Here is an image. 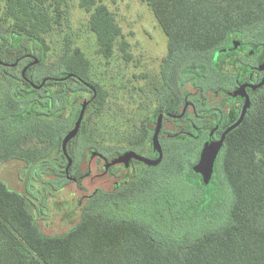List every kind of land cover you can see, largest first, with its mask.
<instances>
[{
    "label": "trees",
    "instance_id": "16d2710c",
    "mask_svg": "<svg viewBox=\"0 0 264 264\" xmlns=\"http://www.w3.org/2000/svg\"><path fill=\"white\" fill-rule=\"evenodd\" d=\"M78 1L89 12V27L97 37L99 51L110 57L122 34L114 13L102 0ZM63 3L64 0H8L7 17L0 16L4 17L0 26H5L0 31L6 35L0 40V60L19 64L33 43L38 48L37 67L41 68L51 49L44 34L55 24L63 23ZM147 3L167 36V53L161 64L165 79L190 57L220 50L250 31L264 33V0H147ZM6 18L11 20L7 22ZM64 39L67 50L74 47L70 36ZM120 49L129 59L126 41L121 42ZM72 58L85 68L90 62L77 47ZM193 68L186 66V74ZM11 95L21 101L30 93L12 84ZM179 98L175 93L176 104ZM28 111L37 113L34 105ZM37 136L42 145L0 149V164L19 160L25 162L28 172L40 168V178L36 179L39 184L33 183L32 188L23 192L10 188L0 178V264H264V94L253 97L244 119L226 134L217 157L214 179L218 187L224 184L227 194L221 196L219 187L218 197L205 204L215 210V222L204 228L197 217L188 223L171 222L177 231L170 237L149 233L139 221L119 218L130 214L152 220L161 212L166 219L167 208L161 200L153 208L142 207L127 213L114 211L110 203V211L95 209L108 216L89 212L84 204L80 219L75 222L74 212L67 209L75 200L65 197L52 201L59 206V219L63 218L64 223L69 219L70 227L47 234L45 229L64 228L63 222L53 224V214L45 202L47 195L57 194L75 181L67 179L62 162L56 166L49 162L60 140L47 150L43 143L49 138L48 131L40 129ZM95 139V143H100ZM69 175L80 181L81 168L73 166ZM192 181L201 184L196 177ZM78 188L70 193L84 195L81 182ZM30 192L41 196L38 199L47 206L46 214L40 206L31 208ZM140 205L148 204L142 201ZM155 219L156 228L163 229L161 221Z\"/></svg>",
    "mask_w": 264,
    "mask_h": 264
},
{
    "label": "rangeland",
    "instance_id": "374dc122",
    "mask_svg": "<svg viewBox=\"0 0 264 264\" xmlns=\"http://www.w3.org/2000/svg\"><path fill=\"white\" fill-rule=\"evenodd\" d=\"M102 2L114 13L116 21L122 29V34L116 41L113 54L107 58L99 51L97 37L89 27V12L79 5L78 0H64L65 18L63 23L61 25L55 24L49 33L44 34L51 49L45 63L38 69L40 72L36 74V77L39 79L41 75L55 71L57 54L64 46L65 36H70L73 46L80 48L91 61L93 65L92 76L96 81L112 88L116 93H118L119 88L123 87V94L120 96L119 93L117 96L115 111L102 114L94 123L96 129L94 137L101 144L108 142L117 144L118 147V144L121 143L120 139L124 136L126 139H132L136 136L137 131L135 129L139 128L143 119L138 111L140 104L146 97L145 95L142 97V93L147 90L151 80L161 79L160 66L163 57L167 53V36L159 25L147 0H102ZM7 3L8 0H0V16L5 15L7 17ZM10 20L11 18H6L7 22ZM240 39L243 43H264V33L250 31L241 35ZM122 41L128 43L129 59L123 56L120 49ZM208 58L207 54L190 57L184 66L175 72V88L180 82L187 79L186 66H205L208 63ZM19 74V68L5 69L0 66V149L42 145L37 133L40 129H46L49 138L46 144L43 143V145L45 149L50 150L56 143L58 144L60 139L57 133V122H47L36 116H26L30 108L29 102L27 100L18 101L12 98L11 95L12 84ZM198 83L205 85L207 81ZM119 103H121V106L118 105ZM119 107L122 110L119 111ZM24 117L29 118L23 120ZM121 133L124 134L119 136L118 134ZM202 141L203 138L190 139L183 143L176 140L171 145L174 149L168 151L169 156L164 167L154 172L143 171L137 180L131 182L120 193H101L88 199L86 195L70 193V191L79 189L72 185H66L57 194L52 195L49 193L45 202L48 211L53 214V224L59 225L64 221L63 218L59 219L61 214L58 211L59 206L52 201L53 199L61 200L63 197L69 201L71 199L75 200L74 205H68L67 209L69 211L77 214L79 209L82 211L85 204L89 212H94L98 216H108L102 211L95 212V209L110 211L109 203L114 211L127 213V211L142 207L153 208L161 200L166 205V219L168 221L161 212L154 215L152 220H143L141 217L130 214L119 218L139 221L149 233L165 235L166 237L176 233L175 222L182 224L183 221H186L188 223L191 218L197 217V219H201L203 228L212 222L214 223L215 210L211 206L206 207L205 204L214 201L218 197V194H220L219 187L222 190L221 196L222 194L225 196L227 191L224 190L225 186L222 183L218 187L215 179H213L210 186L192 181L191 164L198 159L199 145ZM189 161L188 173L186 176H182ZM28 170L30 172V169ZM38 171H40V168L37 167L29 173L25 167V162L19 160L0 164V178L10 188L21 192L26 188H32L31 184L33 183L39 184V181L36 180L40 178ZM82 185L85 187L84 190H81L82 194L93 189L89 179H85ZM155 194L158 195L157 198L154 197ZM32 195L34 194L32 193ZM142 201L148 205H140ZM155 217L164 225L163 229L156 228L155 223H157V220ZM171 222L174 223L171 225ZM70 224L71 221L66 219L64 228H58L57 231L45 229V232L47 234L63 232L66 230V226L70 227Z\"/></svg>",
    "mask_w": 264,
    "mask_h": 264
},
{
    "label": "flooded vegetation",
    "instance_id": "af4514ba",
    "mask_svg": "<svg viewBox=\"0 0 264 264\" xmlns=\"http://www.w3.org/2000/svg\"><path fill=\"white\" fill-rule=\"evenodd\" d=\"M0 20L3 21L4 17ZM3 36L0 31V40H4L6 35ZM234 40L240 42V47L234 46ZM31 48L19 64L1 60L0 66L5 69L19 68L20 74L13 84H17L20 91L30 93L25 99L30 108L34 105L37 112L27 111L26 116L57 122L60 145L57 152L50 155L49 162L55 166L59 161L63 163L67 179L75 181L71 183L72 186L78 187L79 182L89 179L93 189L83 193L88 199L101 193H120L137 180L143 171L154 172L164 167L169 156L168 151L174 149L171 145L176 140L183 143L190 139L203 138L199 145L198 159L191 164L192 179L196 177L200 181V175L194 166L198 163L208 138L218 141L241 116L246 97L237 92L242 90L248 95L250 104L247 110L253 102V97L264 94V43H243L240 38H235L229 46L208 53V63L194 67L192 72L186 74L187 79L180 82L176 88L174 70L172 69L169 78L165 79L160 66L161 79L151 80L143 93L140 90L142 97H146L138 109L143 116L139 128L135 129L138 134L132 139H126L124 136L118 144L121 148H118L117 144L108 142L95 143L94 123L102 114L115 111L117 96L119 93L120 96L123 94V87L116 93L112 88L96 81L92 76L91 61L89 60L87 68L84 64L74 62L72 54L75 53V47L67 50L65 43L57 54L55 71L43 74L38 79V48H35L33 43ZM200 81L207 83L203 85L198 83ZM175 93L180 97L177 104ZM118 105L121 106V103ZM81 115L77 134L67 144L68 156L71 159L67 172L69 159L63 152L62 141L75 128ZM27 118L24 117L23 120ZM159 122L161 125L158 136L162 159L157 165H148L136 158L129 160L128 164L112 163L126 152H134L152 160L158 159L160 152L154 147L153 135ZM187 164L182 176L188 173L190 161ZM73 166L81 168L80 181L69 175ZM28 194L31 208L40 206L43 208L42 213L46 214L47 206L38 199L41 196H32L31 192ZM80 214L81 211L74 213L75 222L79 221Z\"/></svg>",
    "mask_w": 264,
    "mask_h": 264
},
{
    "label": "water",
    "instance_id": "95a60500",
    "mask_svg": "<svg viewBox=\"0 0 264 264\" xmlns=\"http://www.w3.org/2000/svg\"><path fill=\"white\" fill-rule=\"evenodd\" d=\"M234 46L235 47H240V42L237 40L233 41ZM1 61V60H0ZM259 86V85H257ZM256 87V86H255ZM237 93H239L242 96L246 97V101L245 104L243 106V110L241 113V116L239 118V120L232 125L230 128H228L221 136V138L218 141H211V137L208 138L207 142L205 143L203 149H202V153L200 156V159L198 161V163H196V165L194 166V169L197 173H199L200 175V182L202 185L204 186H210L213 182L214 179V175H215V164H216V160L217 157L220 153V150L222 148L224 139L226 137V134L233 129L234 127H236L237 125L240 124V122L243 120V118L245 117L246 111H247V107L250 104L249 101V97L248 95L245 93V91L239 90ZM82 115L79 117V120L75 126V128L63 139L62 141V149L64 154L68 157L69 159V163L66 167V171L68 172L69 170V166L71 165V159L68 156V152H67V144L68 142L76 136L78 128H79V124L81 121ZM160 122L157 124L154 135H153V144L154 147L156 149H158V151L160 152V157L156 160H152V159H148L145 157H142L134 152H126L123 155H121L119 158H117L116 160H114L112 163H120V162H124L125 164L129 163V160H131L132 158H136L139 159L141 161H144L145 163H147L148 165H157L161 159H162V150H161V146H160V142H159V131H160Z\"/></svg>",
    "mask_w": 264,
    "mask_h": 264
}]
</instances>
